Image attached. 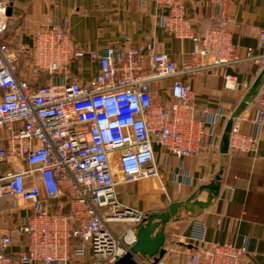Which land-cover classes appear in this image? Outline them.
Instances as JSON below:
<instances>
[{"label":"built area","instance_id":"obj_1","mask_svg":"<svg viewBox=\"0 0 264 264\" xmlns=\"http://www.w3.org/2000/svg\"><path fill=\"white\" fill-rule=\"evenodd\" d=\"M152 1L166 12L163 28L194 44L190 60L177 63L157 52L151 38L142 44L126 38L122 46L91 53L98 74L79 82L70 66L86 53L70 37L69 20L49 18L32 44L12 49L4 42L9 0H0V200L35 210L19 225L0 230V264H71L74 241L82 244L78 255H91L86 264H115L136 244L148 218L119 202L118 185L159 177L156 148L183 160L209 147L211 113L198 103L190 81L246 61L259 75L264 71V54L248 49L243 58L233 44L234 0H209L215 26L202 35L182 0ZM260 40L264 46V30ZM237 86V78L226 75L225 88ZM254 102L252 116L234 119L233 152H257L258 136L242 130L246 122L264 128V89ZM112 225H124L122 232ZM22 235L28 236L27 250L17 259L5 255ZM186 241L175 242L166 255ZM247 253L229 243L211 244L182 262L164 257L158 264H242ZM136 262L153 259L139 256Z\"/></svg>","mask_w":264,"mask_h":264},{"label":"crops","instance_id":"obj_2","mask_svg":"<svg viewBox=\"0 0 264 264\" xmlns=\"http://www.w3.org/2000/svg\"><path fill=\"white\" fill-rule=\"evenodd\" d=\"M182 1L198 35L215 26L209 0ZM165 13L152 0H9L4 42L12 49L30 45L33 34L49 18L68 19L70 37L86 53L85 59L72 63L70 72L74 80L87 82L99 71L89 55L106 46H122L126 38L136 44L151 38L157 52L177 63L189 61L194 44L176 39L163 28ZM229 30L240 57H246L248 49L254 55L264 54L260 40L264 30V0H234ZM226 75L237 78L235 91L225 88ZM259 76L256 65L246 61L193 78L190 83L198 103L211 113L205 140L209 147L183 160L156 148L159 177L118 185L119 202L150 218L166 213L176 203L190 199L205 202L208 193L200 191L201 187L212 184L222 173L219 196L209 208L201 214L181 209L178 217L167 223L166 250L181 240H187V244L176 246V253H168L166 260L182 262L186 255L208 245L229 243L239 249L246 248L248 253L242 264H264V128L243 124L244 134L252 133L259 138L254 155L230 150L228 136L234 124L233 116H252L255 102L245 106L243 100ZM263 89L264 83L258 94ZM216 115L219 117L215 123ZM34 214V209L17 201L0 200V230L19 225ZM115 229L121 233L123 228ZM28 244L27 235L18 236L4 254L17 259ZM81 248L80 241L73 242L71 264H86L89 260L88 250L84 256L77 254Z\"/></svg>","mask_w":264,"mask_h":264},{"label":"water","instance_id":"obj_3","mask_svg":"<svg viewBox=\"0 0 264 264\" xmlns=\"http://www.w3.org/2000/svg\"><path fill=\"white\" fill-rule=\"evenodd\" d=\"M264 83V71L260 74L255 84L250 89L249 93L243 100L245 106L253 103L258 96L259 90ZM238 115L233 116L232 121ZM231 127L229 128L228 136L230 135ZM222 173L216 180L207 186L201 187L200 191H206L208 198L205 202L188 200L186 203H176L170 207L166 213L157 214L147 218L144 224L137 230V242L130 251L120 258L115 264H137V257H150L153 259L152 264H158L166 255V232L165 227L172 219L178 217V212L184 209L189 213L201 214L204 210L210 207L214 198L219 196L221 190Z\"/></svg>","mask_w":264,"mask_h":264},{"label":"rangeland","instance_id":"obj_4","mask_svg":"<svg viewBox=\"0 0 264 264\" xmlns=\"http://www.w3.org/2000/svg\"><path fill=\"white\" fill-rule=\"evenodd\" d=\"M24 69H25V74H24V75H29V74H30V72H29L30 67H28V63H27V62L24 63ZM23 71H24V70H23ZM31 74H33V73H31ZM159 211H160V210H159ZM159 211H158V212H159ZM112 227L117 228L118 226L112 225ZM119 227L123 228L124 225H119Z\"/></svg>","mask_w":264,"mask_h":264},{"label":"trees","instance_id":"obj_5","mask_svg":"<svg viewBox=\"0 0 264 264\" xmlns=\"http://www.w3.org/2000/svg\"><path fill=\"white\" fill-rule=\"evenodd\" d=\"M199 35H200V34H199ZM39 81H40L41 84H42V83H46V80H45V79H42V78H41Z\"/></svg>","mask_w":264,"mask_h":264}]
</instances>
